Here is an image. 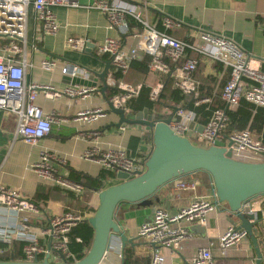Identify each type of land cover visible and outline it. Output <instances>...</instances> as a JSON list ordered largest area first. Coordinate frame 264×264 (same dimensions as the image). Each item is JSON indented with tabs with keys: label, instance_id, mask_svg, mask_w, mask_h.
I'll use <instances>...</instances> for the list:
<instances>
[{
	"label": "built area",
	"instance_id": "2783aa9c",
	"mask_svg": "<svg viewBox=\"0 0 264 264\" xmlns=\"http://www.w3.org/2000/svg\"><path fill=\"white\" fill-rule=\"evenodd\" d=\"M30 5L35 27L41 34H54L58 29L52 8L85 7L98 10L105 18L107 26L116 32L115 37H105L97 42L95 52L106 54L112 69L120 75L126 73L131 61L139 53L150 57L147 69L150 72L167 75L172 87L183 95H191L192 104L209 103L211 96H200L193 72L197 66L195 55L218 64L220 71H227L218 99L220 107L211 110L204 123L197 121L196 113L182 105L168 114L169 128L178 136L185 137L194 145L207 147L214 141L223 142L224 151L229 150L230 158L248 162L264 161V145L260 139L253 138L248 128L223 133L227 123L226 111L236 107L243 99L253 107L264 108V59H257L246 54L235 42L218 34L200 31L196 41H185L170 35L167 30L175 26L174 20L167 16L160 19V28L150 21L145 6L136 5L125 0H92L90 4L81 5L76 0H0V115L12 120L11 140H21L35 145L50 131L51 123L58 118L53 113L43 112L34 103L37 93L46 98H56L61 93L70 97H85L91 88L65 86L60 90L45 83L24 79L25 66V23L26 8ZM131 22L139 25L140 33H131ZM132 34L136 37L133 46H125L123 39ZM86 37L69 36L65 46L72 50H83ZM55 64L53 58H43L39 67L51 70ZM61 71L69 76L83 73L84 70L70 62L63 64ZM140 85H130L116 81L114 91L107 96V103L114 107L126 109V102L138 92ZM162 89L160 82L149 90V99L156 100ZM105 113L101 108H85L75 120L91 122ZM173 115H177L175 119ZM60 119V118H58ZM62 120V119H60ZM189 124L192 126L189 127ZM201 125L198 132L196 126ZM127 124L119 126L123 130ZM230 142L228 145L227 143ZM145 150L131 153L125 147L117 146L106 149L91 147L81 153V157L94 161L106 172L115 174L125 172L129 177L145 169V161L151 151V141H147ZM138 151V152H137ZM50 158H56L47 150H41L37 158L29 164V169L43 182L71 192L79 197L83 191L81 183L72 181L67 176L64 160L56 158L60 169H56ZM178 177V176H177ZM177 177L169 180L177 189H191L192 183ZM218 200L213 187L206 194L193 197L176 212H169L162 207H155L151 219L140 224L137 236L144 238L153 249L149 264H163L164 257L157 247L170 249L185 236L181 223L204 225L207 215L218 208ZM264 217V210L260 211ZM38 218V219H37ZM46 220L41 225L40 220ZM82 216L65 211L59 215L47 217L42 206L23 195L18 189L0 185V256L11 254L8 246L12 242L20 243L19 261H40L46 256L49 262L75 261L67 248L68 232L72 225L81 221ZM246 236L242 229L228 225L218 235L219 253L224 254L228 247ZM4 247L1 248V245ZM206 246H200L190 256L186 264H213Z\"/></svg>",
	"mask_w": 264,
	"mask_h": 264
},
{
	"label": "crops",
	"instance_id": "0c3cea01",
	"mask_svg": "<svg viewBox=\"0 0 264 264\" xmlns=\"http://www.w3.org/2000/svg\"><path fill=\"white\" fill-rule=\"evenodd\" d=\"M76 1L85 5L90 4L92 0ZM125 1L145 6L148 19L159 28L161 17L167 16L174 20L175 26L167 32L178 39L196 41L200 31H208L235 42L246 54L259 60L264 59V0ZM52 12L59 24L58 29L54 34H41L35 27L34 14L30 5L26 8L25 81L49 84L54 90H60L65 86H89L88 88L91 89L88 95L82 98L70 97L63 93L56 98H46L41 93H37L34 103L43 112L53 113L62 120L54 119L49 133L40 138L35 145L26 144L18 139L11 140L12 120L0 115V185L18 189L23 195L42 206L48 218L70 211L80 214L83 218L81 221H86V218L91 216L98 206L96 189L118 182L115 174L110 178H101L99 187L89 190L83 187L82 194L75 197L71 192L40 180L29 169V164L37 158L41 150H47L56 158L64 160L67 176L69 170H72L80 175L97 177L104 170L100 169L94 161L81 157L85 149L121 146L131 153H136V149L147 148L148 140L144 137V134L149 132L147 127L127 124L128 126L121 130L113 125L118 116L110 112L107 94L113 91L115 82L120 80L126 84H142L149 88L160 82L163 84L159 93L161 101L167 99L173 87L170 79L164 81L165 75L150 72L147 69L150 57L145 53H139L137 59L131 61L123 75L117 74L109 66L104 75L106 88L102 94L98 90L101 82L93 75L95 72H100L104 62L108 61L106 54H97L95 46H92L89 52L69 49L65 46V39L69 36L86 37L94 45L105 37H115L116 32L107 26L104 16L95 9L56 6L52 8ZM131 26L133 27L131 33H140L139 25L131 22ZM135 41L136 37L132 34L123 39L124 45L128 47L133 46ZM189 55L197 58L194 78L199 86V90L197 86L198 93H209L206 95L217 99L213 103L216 101V104L221 106L217 96L226 80L227 71L221 72L218 64L194 53ZM43 58L54 59L55 64L51 70L47 71L39 67V62ZM66 62L80 67L84 72L74 76L64 74L61 69ZM164 93L166 96H163ZM166 104L167 101L163 102V105ZM94 107L101 108L105 115L91 122L75 120L77 112ZM124 111L129 112L127 103ZM160 112L169 114V110L165 107H162ZM248 130L253 138L261 139L260 132L249 128ZM131 137L137 139L134 147L129 146ZM56 158H50V163L56 169H60L62 164L58 163ZM178 179L192 183L193 187L177 189L174 186L176 180L168 181L160 185L150 196L152 204L149 206H138L136 203L127 201H120L115 206L113 220L127 238H132V244L126 242L123 248L119 249L116 235L111 234L98 264H124L125 261L126 264H149L153 247L144 238L137 236L140 224L151 219L155 207L176 212L193 197L208 193L212 187L209 174L203 170L188 172L178 176ZM250 202L251 210H264V202H260L258 198L254 197ZM218 203V208L207 215L204 225L180 224L185 231V236L177 245L170 249L157 247L164 257L163 264H186L197 248L208 245L209 241L213 264H255L254 248L247 236L228 247L223 255L219 253L218 235L226 226L234 227L239 221L230 223L232 215L226 204ZM40 223L46 224L45 218L40 220ZM261 224V229L256 231L255 237L261 253L259 264H264V217ZM11 246L12 243L8 247L11 248ZM2 247H4L3 244ZM87 248L84 249V253Z\"/></svg>",
	"mask_w": 264,
	"mask_h": 264
},
{
	"label": "water",
	"instance_id": "95a60500",
	"mask_svg": "<svg viewBox=\"0 0 264 264\" xmlns=\"http://www.w3.org/2000/svg\"><path fill=\"white\" fill-rule=\"evenodd\" d=\"M93 44L87 42L81 51L89 52ZM49 55V54H47ZM109 61L94 77L99 79V92L106 88L104 75L109 68ZM89 87V86H87ZM110 112L118 116L113 124H136L147 127L151 136V151L145 161V169L129 177L127 173L118 171L115 177L118 182L97 190L98 206L94 213L86 218L92 228V238L83 256L75 261L49 262L46 256L40 261H19L11 257L0 260V264H98L108 245L111 234H115L119 249L132 238H127L113 220V210L120 201L136 203L138 206L152 204L150 196L165 182L192 172L203 170L211 178L218 202H224L232 215L230 223L239 221L235 229H242L250 240L255 252V264H259L261 253L258 249L256 231L261 229L262 217L260 210L250 209V200L254 197L264 202V161L248 162L230 158L229 150L224 151L223 142L216 140L213 144L203 147L194 145L185 137L176 135L168 126L170 116L156 119L155 113H147L146 109L130 113L108 103ZM177 108L173 107L172 111ZM178 119L177 115H173ZM192 125L189 124V127ZM200 132L202 126H196ZM230 142L227 143V145ZM110 241V240H109ZM122 264V263H121Z\"/></svg>",
	"mask_w": 264,
	"mask_h": 264
},
{
	"label": "trees",
	"instance_id": "16d2710c",
	"mask_svg": "<svg viewBox=\"0 0 264 264\" xmlns=\"http://www.w3.org/2000/svg\"><path fill=\"white\" fill-rule=\"evenodd\" d=\"M196 57V56H195ZM195 70L193 72V77H195ZM169 78L167 75L164 77V81H168ZM163 85V84H162ZM198 86V85H197ZM163 87V86H162ZM149 90L150 88L145 85H140L138 92L135 96L127 100V108L130 113H135L146 109L147 113H155V118H165L168 116L167 113L160 112L162 107L169 110L177 105H182L183 107L192 109L197 115V121L199 123H204L209 116L212 109L219 107L220 105L216 104L217 99L213 98L211 95V101L209 103H201L198 105L192 104L191 95H183L179 90L172 88L167 97V104L163 105V102L159 99L150 100L149 99ZM199 90V86H198ZM197 90V92H198ZM114 91V89H113ZM113 91H110L107 95L111 94ZM200 96H208L209 93H198ZM216 100L214 103L213 101ZM213 103V104H212ZM227 123L223 129V133L226 134L233 130H242L244 128H249L256 132H260L261 143L264 145V108L263 107H253L251 104L245 100H239L235 108L226 111ZM144 137L151 141L150 132L145 133ZM130 147L136 145V137H131ZM133 149V148H132ZM186 174V173H185ZM184 175V174H182ZM181 176V175H180ZM113 177L111 172H100L99 175L95 178L89 177L87 175H80L72 170L68 172V178L72 181L81 183L85 189H93L99 187L101 178ZM33 201V200H32ZM34 202V201H33ZM68 241L67 248L72 253L75 260L81 258L84 254V249H86L90 243L92 237V228L86 223V221L77 222L71 226L68 232ZM11 254L8 256H0V260H8L10 257L14 260L20 259V243L12 242ZM126 264V261L124 262Z\"/></svg>",
	"mask_w": 264,
	"mask_h": 264
},
{
	"label": "rangeland",
	"instance_id": "374dc122",
	"mask_svg": "<svg viewBox=\"0 0 264 264\" xmlns=\"http://www.w3.org/2000/svg\"><path fill=\"white\" fill-rule=\"evenodd\" d=\"M165 93H166V92H165ZM165 93L163 94V96H166V94H165ZM166 101H167V100H164V101H161V102H166ZM131 125H132V124H131Z\"/></svg>",
	"mask_w": 264,
	"mask_h": 264
}]
</instances>
